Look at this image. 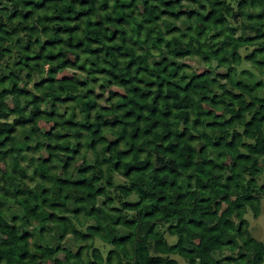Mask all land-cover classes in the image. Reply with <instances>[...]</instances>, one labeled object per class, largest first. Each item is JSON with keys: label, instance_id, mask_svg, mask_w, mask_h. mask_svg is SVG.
<instances>
[{"label": "trees", "instance_id": "trees-1", "mask_svg": "<svg viewBox=\"0 0 264 264\" xmlns=\"http://www.w3.org/2000/svg\"><path fill=\"white\" fill-rule=\"evenodd\" d=\"M263 198L264 0H0V264H264Z\"/></svg>", "mask_w": 264, "mask_h": 264}, {"label": "rangeland", "instance_id": "rangeland-1", "mask_svg": "<svg viewBox=\"0 0 264 264\" xmlns=\"http://www.w3.org/2000/svg\"><path fill=\"white\" fill-rule=\"evenodd\" d=\"M62 74H72V72L70 71V69H63L60 72V75ZM34 183L35 182H33L32 184L34 185ZM34 186H36V183ZM246 218L250 221V229L253 235L260 240H264V198L262 199L261 212L259 216L255 217L253 215V212L249 211L246 213ZM40 264H45V261H41Z\"/></svg>", "mask_w": 264, "mask_h": 264}]
</instances>
